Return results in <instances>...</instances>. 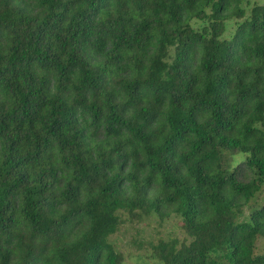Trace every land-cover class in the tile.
Instances as JSON below:
<instances>
[{"label":"trees","instance_id":"16d2710c","mask_svg":"<svg viewBox=\"0 0 264 264\" xmlns=\"http://www.w3.org/2000/svg\"><path fill=\"white\" fill-rule=\"evenodd\" d=\"M263 189L264 5L0 0V264H264Z\"/></svg>","mask_w":264,"mask_h":264},{"label":"rangeland","instance_id":"374dc122","mask_svg":"<svg viewBox=\"0 0 264 264\" xmlns=\"http://www.w3.org/2000/svg\"><path fill=\"white\" fill-rule=\"evenodd\" d=\"M250 2L264 5V0H250ZM233 29V27L230 28L229 33ZM229 33L226 34L227 38L231 37ZM246 161L247 156L243 154L227 155L225 158L226 167L231 171L240 165L243 166ZM252 205L258 208L264 206V189ZM173 238H178L181 241L187 240L180 218L172 217L162 222L158 218L152 217L142 224H126L112 240L124 253L126 257L124 264H159L150 257L149 245ZM257 247V253L264 254V239L258 241Z\"/></svg>","mask_w":264,"mask_h":264}]
</instances>
